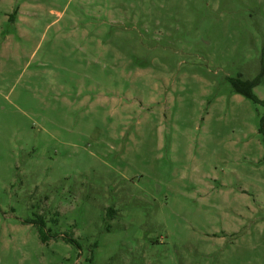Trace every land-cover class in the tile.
Segmentation results:
<instances>
[{
    "label": "rangeland",
    "instance_id": "obj_1",
    "mask_svg": "<svg viewBox=\"0 0 264 264\" xmlns=\"http://www.w3.org/2000/svg\"><path fill=\"white\" fill-rule=\"evenodd\" d=\"M261 101L264 0H0V264H264Z\"/></svg>",
    "mask_w": 264,
    "mask_h": 264
},
{
    "label": "trees",
    "instance_id": "obj_2",
    "mask_svg": "<svg viewBox=\"0 0 264 264\" xmlns=\"http://www.w3.org/2000/svg\"><path fill=\"white\" fill-rule=\"evenodd\" d=\"M229 82L235 93H238L248 99H251L254 102L255 101L258 102V99L252 93V88L253 86L257 85L258 78H254L252 80H241L240 78H237V79H230ZM261 104L264 105V101H261ZM259 131L262 134L264 140V118H262L260 121ZM39 235L42 241L46 240V236L41 229H39ZM67 241L70 240L67 239Z\"/></svg>",
    "mask_w": 264,
    "mask_h": 264
}]
</instances>
